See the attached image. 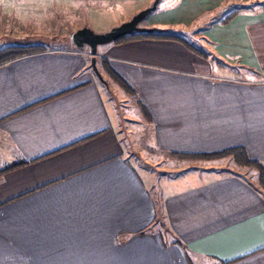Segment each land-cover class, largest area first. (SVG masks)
Masks as SVG:
<instances>
[{
  "label": "crops",
  "instance_id": "0c3cea01",
  "mask_svg": "<svg viewBox=\"0 0 264 264\" xmlns=\"http://www.w3.org/2000/svg\"><path fill=\"white\" fill-rule=\"evenodd\" d=\"M23 1L31 0L14 2ZM47 1L82 3L92 20H125L155 0ZM212 1L195 13L196 0H179L148 25L182 26L205 50L144 37L103 46L97 65L108 89L86 49L48 50L0 67V171L39 159L0 175V264H264L259 187L216 168H199V182L182 187L187 181L165 170L177 166L171 161L189 162L168 154L236 147L264 166V15L244 22L252 87L224 78L216 62L228 61L224 26H211L224 7L264 0H215L210 7ZM198 24L208 27L195 32ZM132 101L141 116H131ZM129 121L147 122L145 165L123 137L131 135Z\"/></svg>",
  "mask_w": 264,
  "mask_h": 264
},
{
  "label": "rangeland",
  "instance_id": "374dc122",
  "mask_svg": "<svg viewBox=\"0 0 264 264\" xmlns=\"http://www.w3.org/2000/svg\"><path fill=\"white\" fill-rule=\"evenodd\" d=\"M14 1L0 0V50L6 47L27 45H44L47 48V51L60 50L66 48L68 49L70 47L71 49L78 50L71 40V35L75 31L88 27L96 33H105L110 31L112 28L118 27L122 23L127 22L133 18V16H128L125 20H120V17L116 19L113 16H108L112 14H108L99 17H97L98 15L94 16L92 17L95 20L94 21L87 14L89 12V8H86L85 5L82 3H77L73 1L57 2L47 0H31L29 1V3L31 4L28 3V5L26 6V1ZM196 1L198 5L195 8V13H200L204 9V0ZM178 2L179 0H161L157 9L141 23V27L147 29L163 30L157 28H149L148 25L153 23L158 16H161L162 12L165 13L175 10L174 7L178 4ZM214 4H216L215 0H213L211 4H209V6L214 7ZM263 7L264 4H259L256 2L244 4L243 6L235 5L234 7H224V10L218 11V13H214L217 16L214 17L215 20L211 24V26L215 27L217 25L224 26V29H222L221 32L222 34H224V54L228 53V55L224 56L228 59L229 62L226 59H224V62H221L216 59L218 65L224 66V78H228V80L230 81L242 83V85L250 87L254 86L252 84H254L257 79L255 78L256 76L254 70L249 67L250 65L248 66L244 60L246 49H244V47L242 46L246 45L247 43V40L244 35V22L249 21L251 19L250 17H252L254 14H258V12H262V14L260 15H264ZM208 10L212 11L211 8H209ZM235 11L236 13H234ZM238 11L239 13H237ZM252 11H254L255 13L252 14ZM169 20L172 22L174 20V17H169ZM198 22L201 23V21ZM207 27L208 24L203 26L198 24L196 26L195 32L205 30ZM171 29L173 30L172 33L182 37L188 44H190L194 48L199 46L200 49H204V47L207 45L202 41L205 45L203 44V47H201L202 42L194 37L195 33L192 32L190 34H187V32H185L186 29L182 28V26L180 27L178 25H175V27H172ZM102 48L103 46H100L98 48V53L102 52ZM84 49H86L87 52H89V56H91L90 48L86 46ZM235 50H238L243 54L242 59H235ZM98 68L101 74L103 75L105 81L108 83V77L105 74L103 67L98 65ZM256 83V85H258L261 82ZM119 92L121 93V91ZM113 100L115 101V99ZM130 104L133 106L130 110L131 116L132 114H139L141 116L140 111L135 105V103L130 102ZM130 104H128L129 108ZM120 110L122 112V116H125L124 113L126 111H123L122 107ZM133 120L135 119L133 118ZM141 123L143 122L141 121ZM146 123L147 122L145 121L143 126L141 127L140 124L129 121L128 123H124V127H128L127 132L131 135H128L126 132H123L124 139L131 142L133 155L135 157H138V160H140V162L144 165L146 164V160L141 159V156L143 154L142 152H144L145 150H142V146L143 148L146 147V140L150 138V136H146L144 134L143 127L147 126ZM248 125H253L251 119L246 120V126ZM152 153L161 154V152L151 150L150 154ZM167 156L178 161H189L188 163L171 161L172 163L177 165L176 167H180L179 169L181 170H177L176 167H167L165 169L166 175L174 177L175 179H177V181H187L184 182L183 185L180 184L182 187L196 185L199 182V173L201 171L199 168H202L203 171H205L204 168H216L223 170L224 174L226 175L245 174L246 177L250 180V182H252V184H254L256 187H259L264 193V190L260 187V184L258 182V177L255 170L250 168H244L245 170L249 169L250 171H240V168L234 165V160L231 157L200 159L182 156H170V154H168ZM136 163L139 164V161H136ZM186 166H189L188 171H183L182 169H184V167ZM146 169L150 172H152V170L155 172V170L161 168L157 166L150 167L149 165L146 167Z\"/></svg>",
  "mask_w": 264,
  "mask_h": 264
},
{
  "label": "trees",
  "instance_id": "16d2710c",
  "mask_svg": "<svg viewBox=\"0 0 264 264\" xmlns=\"http://www.w3.org/2000/svg\"><path fill=\"white\" fill-rule=\"evenodd\" d=\"M249 8V7H248ZM264 10V7H263ZM236 13V11L234 12ZM232 13V14H234ZM239 13V11L237 12ZM255 13L252 11V14ZM259 13V12H258ZM236 15V14H235ZM233 16V15H232ZM148 38V39H162V40H173L180 41L186 44V47L194 48L190 44H188L182 37L172 33V31L168 30H154L153 33H134L132 35L125 36L115 43L125 42L134 38ZM188 45V46H187ZM47 48L44 45H27V46H15V47H6L0 50V67L4 66L10 62L15 60L36 55L39 53L46 52ZM206 56V55H205ZM115 81L125 90H128L126 84L115 75H112ZM178 157H190V158H200V159H216V158H225L231 157L234 160L235 165L240 168H250L254 169L258 172V182L260 187L264 190V166L259 163L257 160L250 159L248 156V152L245 148L236 147L228 150L211 152V153H201V154H175ZM38 160L33 161H20L16 163H12L7 166L5 169L0 171V175H4L9 173L10 171L25 167L31 163L37 162Z\"/></svg>",
  "mask_w": 264,
  "mask_h": 264
},
{
  "label": "water",
  "instance_id": "95a60500",
  "mask_svg": "<svg viewBox=\"0 0 264 264\" xmlns=\"http://www.w3.org/2000/svg\"><path fill=\"white\" fill-rule=\"evenodd\" d=\"M160 2L161 0H155L150 7L137 13L131 20L122 23L118 27L112 28L108 32L96 33L92 29L85 27L72 34L71 40L78 50L84 49L86 46L90 48L92 56L91 68L96 77L106 88H109V85L105 81L97 65L98 48L100 46L113 44L121 38L134 33H153L155 29L143 28L141 27V23L157 9Z\"/></svg>",
  "mask_w": 264,
  "mask_h": 264
}]
</instances>
